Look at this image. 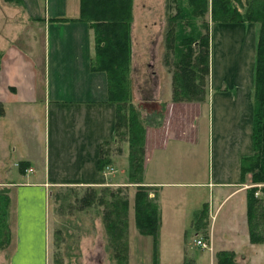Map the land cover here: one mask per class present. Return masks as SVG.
Segmentation results:
<instances>
[{"label": "crops", "instance_id": "0c3cea01", "mask_svg": "<svg viewBox=\"0 0 264 264\" xmlns=\"http://www.w3.org/2000/svg\"><path fill=\"white\" fill-rule=\"evenodd\" d=\"M0 12V20H5L3 32L12 40V44L0 46V189L7 188L11 198L9 224L13 230L5 253L11 252L9 264H47V194L53 187L96 188L107 183L98 164L107 144L118 145L116 106L109 102L107 75L91 69L94 30L78 20L80 0H0ZM37 42L41 44L39 50L34 45ZM253 89L240 95L237 84L226 90L211 88L213 99L201 106L194 139L180 137L165 127L158 143H148L144 186L152 190L151 197L158 198L159 231L163 225L169 226L167 230H177L183 204L186 230L193 231L196 246V239L203 236L196 231L194 220L207 206L208 243L214 254L233 251L251 264H260L264 245L251 243L248 226L247 192L257 186L251 184L249 176L245 183L242 180V162L254 153ZM219 92L224 97L216 98ZM222 108H228L230 115L221 113L220 117ZM207 111L213 164L208 180L197 181V172L190 163L186 164L189 180L179 175L166 177L165 151L172 146L194 145L201 139ZM39 136L46 150L43 173L38 174L36 146L31 139ZM121 150L128 159L129 144ZM110 158L116 160L112 155ZM15 160L18 163H12ZM23 162L28 166L21 170ZM14 168H18L19 175L12 176ZM207 189L208 201L204 197ZM133 199L129 201L130 220L131 213H135ZM31 241L36 242L34 246ZM247 250H253V254L248 255ZM197 251L192 246L186 248L184 259L177 264H215L213 252L201 248ZM160 254L158 244L157 264Z\"/></svg>", "mask_w": 264, "mask_h": 264}, {"label": "rangeland", "instance_id": "374dc122", "mask_svg": "<svg viewBox=\"0 0 264 264\" xmlns=\"http://www.w3.org/2000/svg\"><path fill=\"white\" fill-rule=\"evenodd\" d=\"M250 2L251 0H232V6L245 16L249 12ZM134 4L131 25L129 98L125 104H122L124 107L122 109L128 111L131 106L140 117L139 121L142 122L145 129L142 141L143 150H145V173L148 143H158L165 127L173 129L180 137L189 140L195 138L197 120L202 113L201 106L208 99H213V93L211 94L213 88L226 90L237 84L240 95L248 94L254 88L256 48L260 25L217 24L211 26L209 60L211 67L210 75L206 77V93L204 94V89L198 81L202 74L198 73L195 68L199 58V48L195 49L194 47L195 52L190 53L189 46L187 45L185 48L182 40L185 37H190L191 34H199L205 23H209L210 29V12L205 18L201 16L194 19V16L190 14V10L191 13L193 11L189 0H135ZM180 5L184 9V14L178 25L174 24L176 28L175 43L172 41L173 44L168 47L170 20L176 18V12ZM2 15L3 12H0V18ZM4 21L0 20V35L2 37L0 46L2 48L12 44L9 34L6 31L3 32ZM7 27L10 29L9 26ZM170 39L171 37L169 41ZM197 39L199 40V38ZM3 44L5 46H2ZM34 45L38 50L41 48L40 42ZM181 58L185 62L191 61L190 71L194 72V84L198 91V94L193 98L190 88L186 89L185 94L174 95V75L178 68L176 63ZM182 88L184 90V87ZM215 95L216 98L224 97L221 92ZM228 111V108H222L219 113L220 117H222L221 113L225 116L230 115ZM202 121L201 139H197L194 145L172 146L165 151L163 161L166 177L175 178L179 175L181 178L188 177L189 180L191 177L186 172V164L190 163L197 172L195 174L197 181L208 180L213 165L208 111ZM30 128L34 129L33 126ZM127 130L121 128L119 131L118 139H116L117 146L112 143L111 146L104 147L109 155L115 157L116 160H113L112 165L117 167H114L113 173L105 175L107 183L103 187H53L51 194H47L49 197L47 264H155L153 263V253L158 251V244L161 253L160 264H177L184 259L186 248L192 246L195 252L200 249L193 242V231L186 230L188 227L185 226L186 218L182 215L185 209L183 204L178 212V225L175 226L177 230H167L169 226L163 225L156 244L153 237L140 234L135 224L134 212L131 213V220L130 213L129 219L125 220L123 199L127 197L129 201L134 202L133 197L135 198L138 186L130 184L131 180L128 177L130 156L127 159L122 155L124 150H121V146L129 144ZM21 141L23 140L21 139ZM31 141L36 146L35 160L38 164L35 165V168L39 171L38 174L43 173L41 166H43L46 150L45 141L40 136L35 140L31 139ZM12 163L18 162L15 160ZM105 170L110 171L108 168ZM12 172L15 173L12 176L20 174L18 168H14ZM247 176L252 182L253 174H247ZM251 184L261 189L264 188V182L256 184L252 182ZM90 188L101 192L100 198H91ZM148 190L149 200L157 205L158 198L151 197L153 192L149 188ZM4 193L6 194L4 195ZM7 193V188L0 189V264H9L8 257L11 252L6 254L5 251L10 246L13 237V230L9 224L11 198ZM256 196L264 198V193L259 192V195ZM176 197H178L177 194ZM204 197L206 201L209 200L208 189ZM191 209L192 207L189 208V210ZM222 215L223 213L219 217L218 223ZM255 216L257 221L264 225L262 219L264 209L261 206L258 207ZM200 217L195 223L196 231L209 241L208 216L205 214ZM125 223H128L127 227ZM130 225L132 229H130ZM220 232L221 230H219ZM35 243V241L30 242L31 246H34ZM246 252L248 255L253 254V250ZM216 254L214 252L212 254L215 257V264ZM235 258L237 264H251L244 257L236 255ZM260 264H264V259Z\"/></svg>", "mask_w": 264, "mask_h": 264}, {"label": "trees", "instance_id": "16d2710c", "mask_svg": "<svg viewBox=\"0 0 264 264\" xmlns=\"http://www.w3.org/2000/svg\"><path fill=\"white\" fill-rule=\"evenodd\" d=\"M189 3L193 11L191 13L190 10V14L194 16V19L201 16L205 18L209 12L211 16L210 29L209 23H205L199 34H191L190 37H185L182 40L185 48L187 45L189 46L190 53H194L195 49L199 48V58L195 68L198 73L202 74L199 76L198 81L204 89V94L206 93V77L210 75L211 67L209 61L211 55V26L217 24L260 25L254 71V153L252 156L244 158L242 162V180L245 183L247 174H253V184L264 182V0H251L249 12L245 16L232 6V0H189ZM133 6L134 0H80V18L78 20L89 24L94 30L95 57L91 62V69L94 72H103L107 75L109 102L116 106L115 139H118L117 136L121 128H126L129 132L128 177L131 180L130 184L138 185L135 195L136 227L141 235L153 237L156 244L161 218L158 204L155 205L149 200V190L143 184L145 150H143L142 141L144 140L145 129L142 122L139 121L140 117L131 106L128 111L122 109L124 108L122 104H125L129 98ZM183 10L180 5L176 12V18L170 20L168 47L173 44L172 41L175 43L176 28L174 24L178 25L182 19ZM201 39L202 41H200ZM190 64L191 61L185 62L183 58L180 61L178 59L176 63L178 67L174 75V95L176 96L185 94L186 89L189 88L192 90V98L198 94L197 87L194 84V72L190 71ZM182 87H184V90ZM110 156L109 153L102 150L98 169L103 174L106 171L105 169L112 165L113 160ZM27 166L28 164L23 162L20 164V169L24 170ZM90 191L91 198H100L99 194L101 192L95 188H90ZM261 191L264 193V188L250 187L247 192L248 226L252 244H264V225H262V222H258L255 216L259 206L264 209V198L256 196V193ZM123 200L125 220L127 221L129 219L130 202L127 197ZM205 214H207V206H204L202 211L196 215L194 222L196 223L198 218ZM262 219L264 220V217ZM127 225L128 223H125L126 227ZM123 239L126 240V238ZM156 252L154 253L155 264H157L158 251ZM235 256L234 252L220 251L216 254V264H237Z\"/></svg>", "mask_w": 264, "mask_h": 264}, {"label": "built area", "instance_id": "2783aa9c", "mask_svg": "<svg viewBox=\"0 0 264 264\" xmlns=\"http://www.w3.org/2000/svg\"><path fill=\"white\" fill-rule=\"evenodd\" d=\"M110 171H106L105 174L107 173H113L115 170L112 167H108ZM32 171V170H30ZM256 195H259V192L256 193ZM196 244L201 248V249H208L213 252V247L212 244H209L204 238L196 239Z\"/></svg>", "mask_w": 264, "mask_h": 264}]
</instances>
